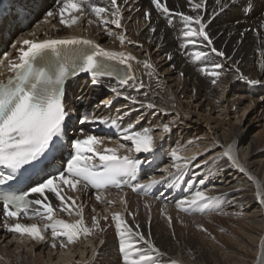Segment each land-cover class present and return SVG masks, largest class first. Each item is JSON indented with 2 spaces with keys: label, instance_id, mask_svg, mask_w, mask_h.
I'll list each match as a JSON object with an SVG mask.
<instances>
[{
  "label": "bare ground",
  "instance_id": "obj_1",
  "mask_svg": "<svg viewBox=\"0 0 264 264\" xmlns=\"http://www.w3.org/2000/svg\"><path fill=\"white\" fill-rule=\"evenodd\" d=\"M88 2L85 0V4ZM90 2L109 9L107 14H102L109 23L90 24L89 20L96 21V17L89 11L74 13L79 17L77 23L65 27L59 23V16L46 19L47 12L55 10L57 4L53 0H40L35 19L23 29L15 28L4 43L0 51V60H3L0 73L9 60L18 59V49L25 39L78 36L107 51L131 54L135 60L129 63L136 84L142 83V88L124 86L118 89L121 94L117 95L110 87L116 84L114 79L100 77L99 86L94 88L93 79L86 80L79 75L68 88L74 97L84 100L80 109L92 114L90 120L113 113L123 130L129 126L132 131L148 129L156 146L151 154L129 153L127 149L132 144L124 140L123 135L106 137L97 132H84V135L100 138L101 151L117 149L118 155L154 162L139 184L153 179L166 182L155 185L148 194L139 190L133 192L127 186L113 187L102 193L101 202L96 200L95 191L73 192L65 186L66 198L75 199V207L83 205L85 224L91 228L95 215L100 227L73 243L58 238L55 248L50 230L45 232V241L9 233L3 226L5 222L38 223L42 227L45 221L23 215L18 220H9L3 216L0 204V264H124L115 222L111 220V215L117 212L134 230L131 239L137 242V247L146 248V245L139 241L136 231L160 250L155 264H264V201L257 198L258 192L264 195V21L261 20L264 0H236L237 4L246 5L245 9H222L216 0H204V6L198 10L201 16L207 17L204 22L212 39V45L206 47L207 42L197 38L198 47L208 52L211 60L224 65L218 70L220 76L216 84L212 83L213 77L200 72L198 62L190 59L198 49L183 37V25L176 16L178 12L195 15L187 0H159L171 10L167 18L156 12L150 0H128L127 4L125 0H117L119 28L110 23L114 19L110 14V0ZM196 2L198 0H192ZM222 3L231 5L232 0H222ZM146 10L150 13L147 20L144 18ZM167 19H172L174 25H168ZM120 35L125 37L123 44L118 39ZM180 42L187 44V48H181ZM212 47L224 55L211 53ZM251 80L258 83L252 85ZM132 98L155 107H142ZM102 101L111 103L105 106ZM232 113L234 121L230 118ZM253 123L261 127V132L250 134ZM163 125L169 126V133H162ZM121 144L125 147L120 148ZM229 148L239 168L222 156ZM173 151L177 152L179 160L172 159ZM206 161L209 163L205 164ZM174 163L180 167H174ZM197 190L215 199L209 210L195 211L194 215L199 216L192 214L190 220L185 218L188 226L184 230L174 233L178 224L174 220L171 224L148 220L158 210L177 214L176 203L190 198ZM48 195L57 208L56 217L70 223L79 219L74 212L69 215L59 211L60 202L54 194ZM121 198L126 203H121ZM67 203L71 205L70 200ZM105 216H108L107 221ZM62 241L65 247H60Z\"/></svg>",
  "mask_w": 264,
  "mask_h": 264
},
{
  "label": "snow or ice",
  "instance_id": "obj_2",
  "mask_svg": "<svg viewBox=\"0 0 264 264\" xmlns=\"http://www.w3.org/2000/svg\"><path fill=\"white\" fill-rule=\"evenodd\" d=\"M216 2L222 9L225 7L245 9L247 7L244 4H237L236 0H232L231 5L223 4L222 0H216ZM125 3L127 4L128 0H125ZM187 3L195 15L178 12L176 16L182 22L183 37L198 49L191 54L190 59L193 63L198 62L201 65L200 72L213 77L212 83L216 84L220 76L218 70H222L224 65L211 60L210 54L198 47L197 38H202L207 42L206 47L212 45V39L204 22L207 17L201 16L198 11L204 6V0H198L196 3L187 0ZM110 4V14L114 17L110 23L119 28L121 26L120 9L117 6V0H110ZM150 5L154 6L156 12L161 16L167 18L171 14L167 5L159 0H150ZM89 11L96 17V21L89 20L90 24L93 22L109 23L106 17L102 16V14H107L109 9L97 6L90 0L87 4H85V0H57L56 9L48 11L46 19L59 16L60 24L71 27L79 19L77 15H73L74 13L86 14ZM247 11L250 12L251 9L248 8ZM144 18L150 19L149 11L144 12ZM261 20L264 21V13L261 14ZM167 23L170 26L174 25L172 19H167ZM151 30L155 31L154 28ZM109 35H111L110 32ZM118 39L121 44L125 42L123 35H120ZM21 44L22 46L18 49V62L8 61L7 66L11 75L6 81H0V164L13 170V173L7 177L0 176V185L4 186H7L8 181L14 179L15 170L24 165H32L34 162L39 163L50 152L57 149L59 139L66 131V120L70 119V113L60 102V85L66 75L88 73L94 82L98 81L100 77H109L116 81V84L110 87L117 95L121 94L118 89L124 86L143 87L142 83L136 84V77L129 63V61L135 60L131 54L110 52L86 39H44L40 41L25 39ZM78 45H83V47H75ZM23 46H27L26 49ZM179 46L187 48V44L184 42H180ZM211 53L216 56L224 55L215 47L211 48ZM168 58L171 59V56ZM113 61L123 67L117 68L116 64L110 63ZM2 64L3 60H0V65ZM145 67H149V65L145 64ZM250 83L256 85L258 81L251 80ZM132 99L134 103H141L142 107L148 109L155 107L152 103L145 105L135 98ZM102 103L107 106L111 101H102ZM86 122L91 123L92 121L87 115H84L80 119V123ZM101 123L105 122L101 121ZM112 125L116 126V121H112ZM131 128L132 126H129L125 129L123 135V139L131 141L132 144V147L127 151L129 153L133 151L135 153H153L156 146L149 130L132 131ZM80 131L83 138L77 137L71 140L70 147L74 154H71L70 159L67 160L66 167L62 166V169L58 170L56 174H50L47 179L36 183L27 191L16 194L15 190H11L0 195L2 214L9 220H18L23 215L26 218L39 217L41 221H45L42 227L38 223L5 222L3 226L9 233L19 234L22 237L26 235L33 241H45L47 239L45 232L50 230L53 248L56 247L55 241L58 238H65L67 243H73L81 236L90 235L93 229L100 227V223L98 217L94 215L92 216V227L85 224L83 205L75 207L76 200L72 197L66 198L65 186L73 192L89 188L95 189L97 191L96 200L101 202L102 193L108 187L119 189L127 186L133 192L139 190L148 194V191L155 185L166 182L153 179L145 184H133L123 180L124 176L135 178V169L141 164V161L131 155H118L117 149L105 148L101 151L99 146L103 144V141L100 138L90 134L84 135L83 128ZM169 132V126L163 125L162 133ZM124 147V144L120 145V148ZM89 153L92 155H87ZM222 156L239 168L235 158L231 155L230 148L224 151ZM171 157L174 161L180 159L176 151L171 153ZM97 158L98 163H95L94 160ZM192 159H196V157H192ZM208 163L205 162V164ZM173 166L180 167L178 163H174ZM240 171L243 172L244 169L240 168ZM48 193L54 194L56 200L60 202L59 211L67 212L69 215L74 212L79 219L70 223L56 217L54 213L57 208L52 204ZM33 194H35V198L30 199ZM257 198L264 201V195L259 192ZM214 199L207 196L205 192L197 190L190 198L178 201L176 207L180 211L190 213L203 212L209 210ZM69 200L71 205L67 203ZM108 203L112 204L113 201H108ZM121 203H126V201L121 198ZM33 206L36 207L33 208ZM128 214L131 215V213ZM104 220L107 221L108 216H105ZM111 220L115 222L116 232L120 239L119 250L123 254L124 264H155V258L159 255L160 250L138 231L135 232V235L139 237V241H143L146 248L137 247V242L131 239L134 230L122 218L121 213H113ZM168 220L171 224V217H168ZM60 247H65L63 241Z\"/></svg>",
  "mask_w": 264,
  "mask_h": 264
},
{
  "label": "rangeland",
  "instance_id": "obj_3",
  "mask_svg": "<svg viewBox=\"0 0 264 264\" xmlns=\"http://www.w3.org/2000/svg\"><path fill=\"white\" fill-rule=\"evenodd\" d=\"M229 95V94H228ZM231 95V94H230ZM230 98V97H229ZM241 112V111H240ZM240 114V113H239ZM230 118H232V121H234V118H233V113L230 115ZM261 132V127H257V126H254V123H253V127L251 128V130H250V134H257V132ZM189 136H191V135H189ZM206 154V152L203 154V155H205ZM160 204H163V203H160ZM176 206V205H175ZM159 211H160V213H159ZM180 210H178L177 209V214L176 213H169V214H166V213H164V211L163 210H158V212H157V214H155V216H153L151 219H148V220H150V222L152 221L153 223H156V224H159V223H164V224H167V223H169V220H168V217H171V220H174V221H176L178 224H177V228L176 229H174V233L175 232H178L179 230H184V227H187L188 226V220H190L191 219V216H192V214H193V217L194 216H197L198 215V213H196L195 215H194V213L193 212H185V211H180ZM179 213V214H178ZM216 212H211L210 214H215ZM159 214H160V216H159ZM166 214V215H165ZM182 214V215H181ZM185 214V215H184ZM199 214H202V213H199ZM188 216V217H187ZM199 216V215H198ZM155 217H157V218H155ZM181 217H182V219H181ZM188 219V220H186V219ZM159 221H158V220ZM184 219V221L182 222V220ZM182 223V224H181ZM179 224H181V226L179 225ZM183 226V227H182ZM186 229V228H185ZM176 230V231H175ZM121 255L123 256V254L121 253ZM132 257H131V254H130V259H131ZM124 262V261H123Z\"/></svg>",
  "mask_w": 264,
  "mask_h": 264
}]
</instances>
